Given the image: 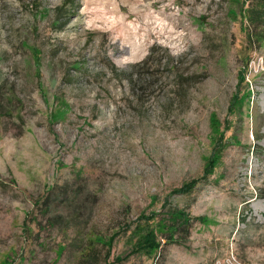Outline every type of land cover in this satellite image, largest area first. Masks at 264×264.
<instances>
[{
  "label": "rangeland",
  "instance_id": "rangeland-1",
  "mask_svg": "<svg viewBox=\"0 0 264 264\" xmlns=\"http://www.w3.org/2000/svg\"><path fill=\"white\" fill-rule=\"evenodd\" d=\"M256 2L0 0V264L90 250L105 264L112 236L110 264H264ZM55 185L95 196L87 225L45 227L35 204ZM164 204L204 223L154 259L129 255L139 216ZM28 216L44 228L25 233Z\"/></svg>",
  "mask_w": 264,
  "mask_h": 264
},
{
  "label": "trees",
  "instance_id": "trees-1",
  "mask_svg": "<svg viewBox=\"0 0 264 264\" xmlns=\"http://www.w3.org/2000/svg\"><path fill=\"white\" fill-rule=\"evenodd\" d=\"M65 5H67L66 2L58 8L59 13H65L61 17H66L67 15L64 9L66 8ZM247 20L249 23L248 40L251 42L252 39H256L257 43L264 41V0H257L256 6L248 9ZM196 181H189L182 184L179 188L173 189L171 191L172 195H187L191 193L195 188L194 186L199 183ZM82 188L84 186L71 191L66 185H55L47 192L46 196L36 202L37 212L41 214L42 218H45V227L72 229L75 223L85 214H88L85 219L87 225L91 217L92 206L96 201L91 202V196H95L91 192L87 194L82 193ZM165 207L166 204L162 205L161 212H151L149 215L141 214L139 216V224L129 233V239L132 242L129 255L142 253L146 258L154 259L159 255L164 246L170 244L183 246L189 237L191 226L194 223H204L202 217H191L183 209L164 210ZM29 216L25 223V233L32 234V223L38 229L42 230L44 228L41 222H37L36 216L31 218L32 220L29 219ZM113 240L114 237L112 236L97 242L107 250L104 259L105 264H110L107 260ZM80 250V252H83L84 248ZM95 251L90 250L87 254H82L80 258L82 263L96 264L99 256L95 254Z\"/></svg>",
  "mask_w": 264,
  "mask_h": 264
}]
</instances>
